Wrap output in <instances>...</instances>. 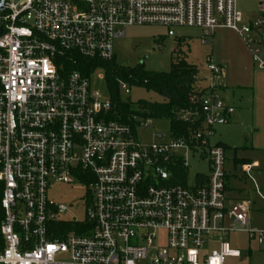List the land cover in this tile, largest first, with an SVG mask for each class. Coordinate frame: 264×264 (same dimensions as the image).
<instances>
[{
	"label": "built area",
	"instance_id": "2783aa9c",
	"mask_svg": "<svg viewBox=\"0 0 264 264\" xmlns=\"http://www.w3.org/2000/svg\"><path fill=\"white\" fill-rule=\"evenodd\" d=\"M0 0V264H254L229 242L244 233L264 261V231L250 203H230L226 150L211 145L235 108L214 79L209 58L195 106L177 112L186 137L145 143L150 120H112L111 99L91 77L68 67L75 56L109 63L125 29L196 28L204 38L229 30L264 71V17L245 18L237 0ZM206 43V40H203ZM104 78V76H100ZM130 94L126 84L120 87ZM162 139V136H159ZM209 162L190 183L181 151ZM256 165L243 166L246 174ZM183 176L185 183L174 181ZM87 189L85 218L64 220L49 199L55 184Z\"/></svg>",
	"mask_w": 264,
	"mask_h": 264
},
{
	"label": "rangeland",
	"instance_id": "374dc122",
	"mask_svg": "<svg viewBox=\"0 0 264 264\" xmlns=\"http://www.w3.org/2000/svg\"><path fill=\"white\" fill-rule=\"evenodd\" d=\"M237 8L245 18L264 13V0H237ZM172 31L175 34L174 37H169L167 28L157 25L126 28L125 36L113 42L117 66L122 69L143 66L147 72L169 73L174 58L179 54L180 57H186L189 64L196 66L202 76L208 77L205 65L209 58L213 59L217 65L222 58L227 57L232 60L231 65L222 66L224 76L216 77L214 85L219 88L224 87L233 94L236 101L233 105L235 122L230 128L216 127V135L211 139V145L226 148L228 160L237 158L257 161L263 172L256 181L260 189L264 191V73L253 66L246 74L245 71H248L245 68L246 62L235 60L238 58V52L241 53V42L244 44L240 38L232 35L204 38L201 30L188 27H175ZM204 39L206 43H203ZM102 75L105 77L104 72L100 70L91 77L92 89L106 98H111L105 78H100ZM126 86L130 89L128 95L120 88V98L123 102L137 104L140 101L152 103L164 101L162 96L153 91L129 84ZM139 120L146 121V119ZM148 120L151 126L142 134L143 142L152 143L169 139L171 130L168 120ZM159 136H162V139ZM179 153L187 158L190 166V183L197 175H209L210 168L207 160H202L199 155L185 150ZM239 172L238 174L241 175ZM231 186L238 190L242 184L240 181L231 182ZM86 197V187L78 182L69 185L55 184L49 191L51 201L57 205H65L69 209V212L61 217L64 220L81 221L85 218ZM257 202V208H254L251 213L254 220L252 228L264 231V212L257 210L264 209V203L260 200ZM229 242L233 248L240 250L249 243L244 233L230 235ZM253 246L255 247V244ZM256 256H258L257 253ZM235 263L233 260L228 261V264Z\"/></svg>",
	"mask_w": 264,
	"mask_h": 264
},
{
	"label": "trees",
	"instance_id": "16d2710c",
	"mask_svg": "<svg viewBox=\"0 0 264 264\" xmlns=\"http://www.w3.org/2000/svg\"><path fill=\"white\" fill-rule=\"evenodd\" d=\"M74 58L76 64H68V67L81 72L84 76L90 77L97 70L104 72L115 112V115L111 117L112 120L134 125L136 119H165L170 122L173 138L179 139L187 136L188 125L177 119V112L189 110L195 106L190 99L194 94H198L197 77L201 71L189 64L186 57H180L178 54L173 60L169 73L147 72L143 66L135 69H122L117 66L115 58L109 63L93 62L79 56ZM125 83L153 91L162 96L164 101L161 103L140 101L137 104L123 102L120 98V87ZM182 177L180 176L174 183L184 184L185 180ZM2 195L3 185L0 184V226L3 220Z\"/></svg>",
	"mask_w": 264,
	"mask_h": 264
},
{
	"label": "crops",
	"instance_id": "0c3cea01",
	"mask_svg": "<svg viewBox=\"0 0 264 264\" xmlns=\"http://www.w3.org/2000/svg\"><path fill=\"white\" fill-rule=\"evenodd\" d=\"M259 16L264 17V13L254 14V15L248 16L246 18H255V17H259ZM217 35L222 36V37H224L226 35H232L234 37L240 38L237 34H235L232 31H229V30L219 31L214 35V37H216ZM238 54H239L238 58H235V60H237V62L239 60L246 62L245 68L248 71H245V72L247 74L249 72V69H251L254 66V64L252 61L251 54H250L249 50L247 49L245 43L243 44L241 42V53L238 52ZM224 64H227V65L230 64L231 65L232 60L228 59L227 57L220 59L219 65L223 66ZM252 73H254V70H252ZM261 73H264V71H262ZM243 76H245V75H243ZM253 76H254V74H253ZM220 90H221L223 98L226 100V102L229 105L233 106L236 102L235 99L233 98L234 97L233 94H231L224 87H220ZM234 122H235V120H234V116H233L231 123H230V126L228 128H230ZM246 165H256V167L251 171V173L246 174L242 170L243 169L242 167L246 166ZM239 171H241V173ZM238 172L241 175H239ZM262 172H263V170L261 169V165L257 161H252L251 159H237V158H234L233 160L227 159L226 173H227V193H228L229 201H230V203L243 202V201L249 202L250 203V207H249L250 208V217L252 219V223L254 222V220L252 218L251 213H252V210L254 208H257V204H258L257 200H260L261 202L264 203V191L262 189H260V187L257 185V181H256L257 177L261 176ZM237 181H240L242 184V187H239L238 190H236L235 187L231 186V182H237ZM257 210H259L260 212H264L263 208H259ZM248 241H249V238H248ZM253 244H255V243L249 241L248 245H246V247L244 249H241V251L254 264H260L261 262L264 264V261L262 260L261 251H260L259 247L256 244L254 247ZM256 253L258 254V256H256ZM233 261H235V260H233ZM235 262H236L235 264H246V262H238V261H235Z\"/></svg>",
	"mask_w": 264,
	"mask_h": 264
},
{
	"label": "water",
	"instance_id": "95a60500",
	"mask_svg": "<svg viewBox=\"0 0 264 264\" xmlns=\"http://www.w3.org/2000/svg\"><path fill=\"white\" fill-rule=\"evenodd\" d=\"M6 4V0L1 1V6H4ZM1 34V33H0Z\"/></svg>",
	"mask_w": 264,
	"mask_h": 264
}]
</instances>
